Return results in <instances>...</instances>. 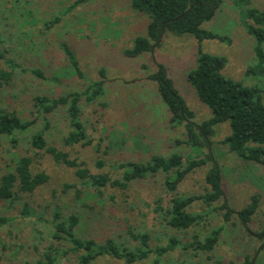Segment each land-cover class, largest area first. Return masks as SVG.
I'll return each instance as SVG.
<instances>
[{
	"label": "rangeland",
	"instance_id": "1",
	"mask_svg": "<svg viewBox=\"0 0 264 264\" xmlns=\"http://www.w3.org/2000/svg\"><path fill=\"white\" fill-rule=\"evenodd\" d=\"M241 1V2H239ZM74 0H0V35L4 42L1 50H8V58L23 67H37L47 79L16 70L9 86L0 88V109L16 111L24 119L43 122L33 106L37 95L59 97L71 90L82 91L93 81L99 80V71H106V93L100 103H83L82 121L87 129L89 147H67L63 140L69 131L63 113L54 118L50 143L69 153L71 160L85 165L92 174L119 176L116 164L127 160L148 161L152 155L169 156L179 153L195 158L202 150L176 146L184 139L182 127L171 129L170 112L158 93L156 82L149 76L163 65L175 83L179 94L195 113L197 123L208 120L211 110L197 97L187 80L188 73L196 67L198 41L190 35L167 34L160 48L152 54L127 58L124 52L132 48L137 37L147 34L148 18L131 8V0H89L68 11ZM264 11V0H225L214 19L203 25L229 41L207 40L202 43L205 53L225 57L227 65L223 74L241 82L248 88H258L264 95V74L250 73L255 63V39L244 26L248 9ZM59 17L61 21L47 29L46 22ZM61 44H67L76 54L83 77L71 73ZM0 67L7 68L0 60ZM216 142L230 134L228 123L216 127ZM123 141L126 142L124 146ZM222 168L224 190L233 209L239 210L250 203L252 196L262 193L257 214L248 228L234 216L230 224L211 216L210 225L201 223L187 232L175 231L166 226L161 207L169 206L170 195L163 189V178L135 183L127 192L103 188L102 195L83 186L76 177V170L57 164L43 152L32 151L26 144L19 151L33 159V171L46 173L49 182L32 196H22L12 208L0 205V211L13 218L12 223L0 234V264H36L51 244L52 221L56 210L64 216L71 212L82 215L81 222L87 238L103 241L117 238L127 246L136 243L129 236V229L148 233L151 246L166 247L171 237L183 243L195 234L204 237L211 226L223 225L220 243L214 251V260L222 264L240 263L245 255L255 256L264 264L263 241L256 236L264 230V170L256 166L247 168L227 146H215ZM7 140L0 145V170L11 160ZM102 163V165H100ZM1 172V171H0ZM205 171L190 175L179 187L180 194L198 195L204 192ZM70 186V188H66ZM77 191L82 193L77 197ZM262 191V192H261ZM25 203H29L32 216H21ZM6 208V209H5ZM202 203H195L194 212H202ZM42 218L41 221L38 219ZM83 234V233H82ZM3 245L7 246L5 253ZM156 255L136 264H152ZM205 255L176 249L163 257V264H204ZM213 263V262H212ZM210 263V264H212ZM97 264H119L105 259Z\"/></svg>",
	"mask_w": 264,
	"mask_h": 264
},
{
	"label": "trees",
	"instance_id": "2",
	"mask_svg": "<svg viewBox=\"0 0 264 264\" xmlns=\"http://www.w3.org/2000/svg\"><path fill=\"white\" fill-rule=\"evenodd\" d=\"M88 1L74 0L68 11ZM224 3L225 0H131L132 10L147 17L149 22L146 36L137 37L132 48L124 52L127 58L152 54L156 48L161 47L167 34L190 35L199 43L197 64L188 73L187 80L198 99L211 110L212 116L208 120L202 123L195 121V113L179 94L163 65H159V71L150 75L148 79L158 85L161 100L170 112L171 129L182 127L184 130V139L176 140V146L198 148L202 150L201 154L195 158L173 153L169 156L152 155L148 161L127 160L116 164L119 176L112 178L108 174H92L83 167L84 163L71 160L69 153L52 145L50 139L54 129V118L60 117L62 113L69 126L63 140L64 145L67 147L92 145L81 119L83 103L87 105L99 103L101 107H107L106 103H100L106 93L107 84L106 71L101 69L99 80L91 82L82 91L71 90L57 98L45 95L34 97L33 106L43 119L41 124L39 117L32 120L24 119L16 111L0 109V145L3 140H7L11 155V160L0 170V205L12 208L22 196H32L50 180L46 173L33 171L32 157L19 153L26 144L32 151L51 156L57 164L75 169L80 183L94 189L95 195H102L103 188L108 187L127 192L135 183L156 179L159 175L165 176L162 187L170 195L169 206L161 207V199H158L156 204L160 205L166 226L175 231L187 232L203 222L210 225L212 215L224 224H230L235 216L244 228H248L259 210L262 193L252 196L250 203L244 208L233 209L224 190V177L215 146H227L247 168L256 166L264 170V95L258 88H248L224 75L227 59L205 53L202 49V43L207 40L229 41L227 37L203 28L205 23L214 19ZM245 18L247 20L243 21V26L255 39L253 51L255 63L248 72L263 75L264 11L248 9ZM60 21L59 17H55L47 21L45 26L51 29ZM3 43L0 35V46ZM60 47L70 62L71 73L83 77L75 52L67 44H61ZM7 54L8 50L0 49V60L5 61L7 65L6 69L0 67V88L11 84L18 69L41 81L47 79L42 69L20 66L14 59L8 58ZM225 123L229 124L230 134L216 142V127ZM123 144L125 146L126 142L123 141ZM202 170L205 171L204 192L198 195L180 194V185L190 175ZM261 190L264 192V188L261 187ZM81 196L82 193L77 191V197ZM199 202L204 208L202 212H194L192 207ZM21 216L25 218L32 216L29 203H25ZM81 219L82 215L79 213L71 212L64 216L60 209L56 210L50 221L53 229L51 244L36 264H97L105 259L118 261L119 264H136L150 259L152 255H156L152 264H163L164 255L178 248L184 252L192 251L196 255H205L204 264L212 262L222 264L220 260H214V251L225 230L223 225L211 226V230L204 237L195 234L188 243L171 237L166 247L153 248L148 233L135 232L131 228L128 234L136 243L134 247L112 237L103 241L87 238L83 232ZM38 220L41 221L42 218L39 217ZM12 221V217L0 211V234ZM256 236L263 241L261 248H264V230ZM3 250L5 253L8 251L6 245H3ZM260 250L256 251L254 257L245 255L243 261L238 264H258L257 254Z\"/></svg>",
	"mask_w": 264,
	"mask_h": 264
}]
</instances>
